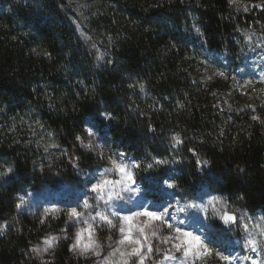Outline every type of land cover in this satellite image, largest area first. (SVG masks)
<instances>
[{
	"label": "trees",
	"instance_id": "obj_1",
	"mask_svg": "<svg viewBox=\"0 0 264 264\" xmlns=\"http://www.w3.org/2000/svg\"><path fill=\"white\" fill-rule=\"evenodd\" d=\"M88 1L95 6L78 14L69 0H0V158L17 178L34 183L53 172L69 175L72 163L92 162L79 147L90 124L140 164H153L152 179L169 175L177 194L206 187L233 207L264 214V108L233 102L225 108L216 83L202 79L205 70L241 63L244 31H262L264 7L234 12L228 0ZM46 140L66 149L69 162L39 164ZM16 183L0 181V219L16 218L0 235V264H42L31 247L67 217L40 223L16 214ZM47 262L91 259L73 257L61 239Z\"/></svg>",
	"mask_w": 264,
	"mask_h": 264
},
{
	"label": "rangeland",
	"instance_id": "obj_2",
	"mask_svg": "<svg viewBox=\"0 0 264 264\" xmlns=\"http://www.w3.org/2000/svg\"><path fill=\"white\" fill-rule=\"evenodd\" d=\"M69 1L73 4L78 14L90 11L95 6L88 0ZM228 2L231 10L234 12L244 10L245 7L251 5L264 4V0H228ZM77 30L82 34L79 25H77ZM248 35L252 36V41L249 42L245 38L241 44L242 61L238 66L231 70L215 67L210 70H205L202 76L204 82L216 83L214 91L224 102L225 108H231L233 103L240 105L246 104L248 106L258 105L264 108V81L260 79V73L264 72V26L262 27V31H244V36L246 37ZM219 71H223L225 76L218 75L217 73ZM246 81H252V83L246 84ZM89 129L93 133L91 136L89 135ZM87 130L88 136L82 140L84 142L83 145L80 142L81 140L79 141V147L86 156L92 159V162L88 165H83L79 162L72 163V167L70 168L71 174L65 175L53 172L48 180L38 183L27 181L25 178H17L14 171L8 175H0V181L2 183L18 181L13 191L16 197V214L28 215L39 221L44 218V213L49 208H56L59 211L55 214L49 213L45 220H57L61 213L66 214L67 220L62 224L60 229L50 230L31 247L30 253L37 262L42 263V259L33 252V249L42 248L47 239L55 236L59 237V240L68 239V248L73 257L91 259V264H101L100 257L89 256L85 258L74 255L70 250V246L74 242L75 233L79 229H85L83 240L84 242L87 241L89 225L93 226L96 238L104 245L105 251L103 255H107L108 251L111 250L109 245L112 247L116 246V242L121 238L118 231L120 222L115 217H112L116 228L110 229L106 224L99 221L98 217L96 220H92L91 217L95 216L97 212L110 214L111 211H119L121 215H126L130 211H142L143 208H149L152 211H162L163 207H168L169 205H171L169 208L172 215L171 222L174 225L205 237L210 242V247L223 252L225 255L237 257L232 264H253V260L264 261V250L253 252L244 246V241L247 236L239 223L236 224L235 231L231 229L223 230L219 227L220 220L215 213L230 210L231 212H235L238 217L247 213V216L251 217L250 227L251 224L260 222V218L264 217V214L258 212L251 213L240 206L233 207L222 193L213 192L206 187L194 194H177L174 188L167 187L166 182L171 180L169 175L166 178L162 177L160 180L152 179L150 177V174H152L150 168L140 164L138 159L122 151L114 143L101 136L92 128V125L88 124ZM89 142L93 143V145H102L103 147L100 151L103 152V155L100 154V151H89L84 146ZM43 146L44 151L37 159L39 164L43 161L46 163L54 158H57V160L63 158L69 162L70 156L66 149L47 140L46 142L43 141ZM121 153L123 157L120 156ZM109 156L117 161L123 160V162L128 164L136 161L141 165L139 169L133 170L134 182L127 183V188L131 190H122L120 184L115 185V191L120 194L121 198L114 199L112 201V207L106 206L104 201L96 200V193L89 191L91 184L96 183L101 178L120 180V174L113 169L112 164L107 159ZM73 164H76L77 167H73ZM8 167H11L10 164L3 158H0V173H4ZM106 169L113 170L109 171L106 177H104ZM71 175L73 176L71 177ZM211 196H221L223 203H216L215 205L208 204V199ZM85 198L89 200L92 207H83L82 202ZM189 201L201 204L202 207L187 208L184 212L177 211V208L185 207V204ZM205 205L206 207H204ZM72 207H77V211L82 213L78 220L76 217L69 215V209ZM237 209L239 211H236ZM138 219L143 220L144 218L140 217ZM15 222L16 218L14 216L0 219V224H7V227L0 232V235L9 226L14 225ZM244 222L249 223L247 219ZM153 228L159 229L160 236L168 234L167 229L159 226V222H156ZM253 234H255V231ZM99 235L103 236V241L100 240ZM109 237L111 238L110 240ZM151 242L162 249L170 247V244L162 243L158 237L152 238ZM53 249L44 255L43 261H49L51 259ZM174 254L177 257H181L182 255L179 252ZM158 256L161 258L154 262L161 261V253H155L146 264H154L152 261ZM243 257H250V259H243ZM162 264H178V262L163 261ZM195 264H226V262L220 260L218 257L212 256L208 257L205 261L197 260Z\"/></svg>",
	"mask_w": 264,
	"mask_h": 264
},
{
	"label": "snow or ice",
	"instance_id": "obj_3",
	"mask_svg": "<svg viewBox=\"0 0 264 264\" xmlns=\"http://www.w3.org/2000/svg\"><path fill=\"white\" fill-rule=\"evenodd\" d=\"M264 7V4L258 5ZM245 11H248V8H244ZM194 30L203 35L198 27L193 26ZM247 41H252V36L248 35L245 37ZM48 55V53H45ZM220 76H225L223 71L217 73ZM261 81H264V72L260 73ZM82 83V82H81ZM246 84H251L252 81H246ZM143 89L144 85H139ZM110 114H106V118H109ZM257 119V117H253ZM89 135H93L91 129H89ZM80 140V137H77ZM83 145V141H80ZM174 144H180L182 141L179 137L173 138ZM88 148L89 151L97 152L102 149V145L89 142L87 145H84ZM100 154L103 155V152L100 151ZM123 157V154H120ZM107 159L113 166V169L120 174V180H111L107 178H101L96 183L91 184L89 189L90 192L96 193L95 199L104 201L106 206L112 207V201L114 199H120V194L115 191V185L120 184L122 190H131L127 188V183L134 182V169H139L141 165L136 161H132L130 164L123 162V160L117 161L113 157L109 156ZM166 161L155 160L154 164H163ZM208 161H198V164L206 166ZM154 165H147L148 168H152ZM73 167H77L76 164H73ZM113 169H106L104 177H106L109 171ZM13 172L11 167H8L4 173L0 175H8ZM167 187L174 188L175 181H168ZM216 203H223V198L221 196H211L208 199V204L215 205ZM84 208L92 207V204L87 198L82 202ZM143 208V206L141 205ZM168 207H163V210L152 211L149 208H143L142 211L129 212V214L121 215L119 211H111L110 214L97 212L95 216L91 217L92 220H96L97 217L99 221L103 224H106L110 229L116 228V224L113 222L112 217H115L120 223L118 231L120 233V239L116 242V246L110 247L107 255H103L105 251L104 245L98 241L95 236V230L92 225H89L88 228V237L87 241L83 240V233L85 229H79L75 233L74 242L70 246V250L74 255L89 257L95 256L101 258V264H146L150 260L151 256L155 253H161L162 260L159 262H154V264H162L163 261H176L178 264H195V261H205L208 257H218L220 260L225 261L226 264H232L237 257L231 255H225L223 252L214 249L209 246V243L205 237L196 234L195 232L188 231L183 227L174 225L172 221V215ZM201 204L189 201L185 204L183 208H177V211L184 212L187 208H200ZM206 207V205L204 206ZM59 209L49 208L44 213V218L40 220V223L45 222L49 213L55 214ZM236 211H239L237 209ZM216 216L219 218L222 224L225 226L234 225L239 223L243 227L244 232L246 233L247 238L244 241V246L251 249V251L256 252L258 250H264V217L260 218V222L251 224V217L247 216V213L240 215L239 217L235 212H228L227 210L223 212H216ZM69 215L72 217L78 218L82 213L77 211V207H72L69 209ZM143 217V220L138 218ZM248 220L249 223L244 222ZM159 222V226L167 229L168 234L164 236L159 235V229H154L153 225ZM87 223V221H85ZM7 227V224H0V232H2ZM255 231V234L253 232ZM159 238L162 243L170 244V247L167 249H162L159 246L153 244L152 238ZM259 237V238H258ZM66 238V237H65ZM59 237H51L44 242L42 248L33 249V252L42 259V264H48L47 261H43L45 254L49 253L53 249ZM111 238L109 237V240ZM181 253V257L175 256L174 253ZM243 259H250V257H243ZM253 264H264V261L253 260Z\"/></svg>",
	"mask_w": 264,
	"mask_h": 264
},
{
	"label": "water",
	"instance_id": "obj_4",
	"mask_svg": "<svg viewBox=\"0 0 264 264\" xmlns=\"http://www.w3.org/2000/svg\"><path fill=\"white\" fill-rule=\"evenodd\" d=\"M228 212H231V211H230V210H228ZM220 223H221V221H220ZM221 225H222V226H224V227H230V226H231V225L225 226V225H224V224H222V223H221Z\"/></svg>",
	"mask_w": 264,
	"mask_h": 264
}]
</instances>
